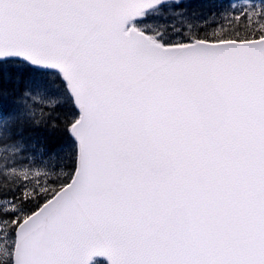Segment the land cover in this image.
<instances>
[{"label":"snow or ice","instance_id":"snow-or-ice-1","mask_svg":"<svg viewBox=\"0 0 264 264\" xmlns=\"http://www.w3.org/2000/svg\"><path fill=\"white\" fill-rule=\"evenodd\" d=\"M0 264H264V0H0Z\"/></svg>","mask_w":264,"mask_h":264},{"label":"rangeland","instance_id":"rangeland-1","mask_svg":"<svg viewBox=\"0 0 264 264\" xmlns=\"http://www.w3.org/2000/svg\"><path fill=\"white\" fill-rule=\"evenodd\" d=\"M232 2H235V1H232ZM236 3V2H235ZM245 4H247V3H245Z\"/></svg>","mask_w":264,"mask_h":264}]
</instances>
